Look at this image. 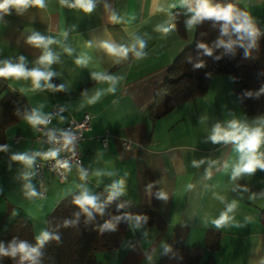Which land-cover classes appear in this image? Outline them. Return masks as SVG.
Segmentation results:
<instances>
[{
  "label": "crops",
  "instance_id": "1",
  "mask_svg": "<svg viewBox=\"0 0 264 264\" xmlns=\"http://www.w3.org/2000/svg\"><path fill=\"white\" fill-rule=\"evenodd\" d=\"M216 1L210 0L211 6ZM232 1L264 38V0ZM93 3L91 13L64 6L61 0H44L43 7L9 6L10 12L0 13V68L19 64L23 57L27 71L47 67L54 74L48 81L52 87L41 81L39 89L30 78L0 77V100L21 95L29 115L35 110L47 117L62 110L52 115L55 129L92 115L80 148L91 174L85 176L77 167L63 180L46 174L43 197L38 195L34 165L48 160L53 150L27 119L7 130V147L0 151V235L24 215L33 223L37 242L47 233V219L55 208L87 192L90 197H118L153 213L151 225L130 222L117 250L97 254L99 264H185L180 247H194L203 261L212 259L214 264H264V170L233 179L240 161L235 144L210 139L217 124L227 128L235 121L259 127L264 111L258 117L247 115L233 77L216 74L203 96L153 118L157 91L174 61L194 43L196 24L187 23L193 14L181 0ZM33 35L54 41L47 49L56 58L52 65L38 63L45 49L28 42ZM137 41L145 43L140 58L135 51L126 58L111 56L101 47L104 42L132 47ZM81 58L88 61L86 66L76 63ZM94 73L115 77V90L109 82L94 79ZM106 134L104 147L98 138ZM125 142L131 149L124 148ZM25 153L33 158L31 166L12 159ZM121 180L119 194L113 185ZM233 203L231 219L217 227L213 222ZM217 245L216 251L209 249Z\"/></svg>",
  "mask_w": 264,
  "mask_h": 264
},
{
  "label": "trees",
  "instance_id": "2",
  "mask_svg": "<svg viewBox=\"0 0 264 264\" xmlns=\"http://www.w3.org/2000/svg\"><path fill=\"white\" fill-rule=\"evenodd\" d=\"M4 0H0L3 4ZM232 5L238 17L235 23L249 20L246 12L232 0H219L215 6ZM10 12L0 10L1 14ZM223 22L205 19L196 23L194 43L173 63L162 87L156 93V102L151 107L153 118H159L184 103L203 96L216 74H229L235 81L237 99L247 115L258 117L264 111V38L259 28L251 23L257 35L253 39L244 33H237L231 27L228 35H222ZM183 25L180 26L181 30ZM243 36V39L240 37ZM231 42V48L218 46L219 42ZM205 45L206 48H201ZM211 51V55L207 54ZM201 65V67H196ZM26 100L19 94H11L0 100V147L7 145V130L21 123L29 115ZM73 195L62 201L47 219L49 239L38 248L35 264H99L97 254L113 253L119 248L130 222L146 225L153 222V213L145 207L126 204L118 197H93L98 208L79 207ZM264 218V212L261 213ZM66 222H68L66 224ZM106 222L114 230L105 228ZM53 237H58L55 239ZM25 242L37 247L33 223L26 216L13 221L0 235V247L7 250ZM217 246H209L216 251ZM194 247H180L178 254L185 264H214L212 259L203 261L196 255ZM0 264H21L20 256L0 255ZM23 264H32L24 261Z\"/></svg>",
  "mask_w": 264,
  "mask_h": 264
},
{
  "label": "clouds",
  "instance_id": "3",
  "mask_svg": "<svg viewBox=\"0 0 264 264\" xmlns=\"http://www.w3.org/2000/svg\"><path fill=\"white\" fill-rule=\"evenodd\" d=\"M61 4L67 6L69 8H77L82 10L85 13H91L94 8L93 0H61ZM35 7H43L44 0H4L3 4H0V10H6L9 6L16 8H26L28 6ZM195 5V7H193ZM181 6L187 7L188 11L193 15L187 21L189 26H192L198 22H201L205 19H212L217 22H223L221 34L228 35L229 28L231 27L237 33H244L248 37L253 39L257 35L255 28L251 25L250 22L244 21L242 23H235L238 17L234 14V8L232 5H228L227 7L220 6H211L210 0H181ZM114 21L115 17L112 18ZM169 27H174V25H170ZM160 31L167 33L169 28H161ZM244 37L241 36L240 39ZM30 44L36 47H43L45 49L44 54L41 56L38 61L39 64L44 66L52 65L56 58L52 55L51 52L47 51L48 46L54 43L53 40L40 37L39 35H33L29 38L28 41ZM223 45L224 47L231 48L232 43L229 42L225 44L223 41H220L218 46ZM101 47L111 56L126 58L128 53L131 51H135V55L140 58L144 55L143 49L145 47V43L143 41H137L136 45L132 47H125L122 45H116L114 43L104 42ZM201 48H206L205 45H200ZM138 49V50H137ZM66 51L71 54L70 50ZM207 54L211 55V51L207 50ZM79 65H87L88 61L86 59H77L76 61ZM196 67H201V65H197ZM54 74L50 71H47V67H45L44 71L33 69L31 71H27L24 67V59L21 57L20 63L16 65H12L9 63H5L3 68H0V77L3 78H30L33 84L34 89H39L41 87V81L45 83V86L51 88L52 85L48 84V81L52 78ZM93 78L96 80L109 82L113 87L110 89L111 91L115 90L116 78L112 76H106L103 74L94 73ZM99 93L97 94V98ZM95 99V98H94ZM27 121L33 126L36 127L38 125H44L47 123V118L42 116L38 111H33L31 115L26 117ZM210 139L213 143H234L236 146V150L240 153V161L233 169V179L240 176L244 173H253L257 168L264 170V152L260 151L262 145H264V122H261L259 127L248 128L238 124L233 121L230 122L227 128L221 127L217 124L213 129V134L210 136ZM71 143L70 140L66 139L65 144ZM7 146L0 147V151H5ZM57 152L52 151L47 154L45 158L55 159ZM13 160L22 162L27 166H31L33 163V158L29 157L25 154H16L12 157ZM63 167H67V164L62 165ZM124 182L121 180L118 184H114L113 187H119L120 193H123ZM26 187H31V185H26ZM30 195H36L34 191L29 193ZM161 198H166L162 197ZM75 203L81 207L82 209L87 210V207L98 208L95 198L90 197L87 192L82 193L79 198L75 200ZM235 203L230 204L227 207V210L221 214V217L214 221L213 223L220 227L231 219L228 213H231L235 208ZM141 218H137L139 222ZM68 222H66L67 224ZM105 228L113 229L114 225L110 222H106L104 225ZM48 233H42L41 237L38 238L37 247H30L25 242H21L18 245L12 246L10 245L7 250L0 247V255L11 256L15 258L17 254L20 256L21 264L24 261H30L32 264H35L36 257L38 256V248L42 246L45 241L49 239ZM58 239V237H53ZM168 251V249H166Z\"/></svg>",
  "mask_w": 264,
  "mask_h": 264
},
{
  "label": "built area",
  "instance_id": "4",
  "mask_svg": "<svg viewBox=\"0 0 264 264\" xmlns=\"http://www.w3.org/2000/svg\"><path fill=\"white\" fill-rule=\"evenodd\" d=\"M62 110H53L52 114L47 116V123L37 126V134L43 139L47 146L57 152L55 159L49 158L45 161H38L34 165L35 179L38 195L45 196L46 187L44 177L46 174L55 175L58 179L63 180L65 175L69 173L73 167L80 168L85 176L91 174L90 167L86 164L83 155L81 154V145L85 140V133L91 129L92 115L85 114L82 119H71L60 129H55L51 126L52 115L62 113ZM68 139L71 143L65 144ZM99 142L106 147L108 134L99 137ZM126 150L131 149V143L123 144ZM67 164V167L62 165Z\"/></svg>",
  "mask_w": 264,
  "mask_h": 264
}]
</instances>
